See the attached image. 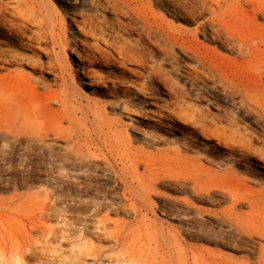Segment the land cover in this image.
Here are the masks:
<instances>
[{
	"label": "bare ground",
	"instance_id": "obj_1",
	"mask_svg": "<svg viewBox=\"0 0 264 264\" xmlns=\"http://www.w3.org/2000/svg\"><path fill=\"white\" fill-rule=\"evenodd\" d=\"M72 1L78 7L71 11L60 9L68 0L8 1L21 21L36 27L29 30V40L38 45L43 37L48 39L49 46L40 49L48 55L46 60H41L40 54L34 51L30 55L24 53L10 35L6 37L0 29V70L4 71L0 78L13 74L16 79L11 91L0 86V165L5 166L4 170L10 175L4 178L26 180L22 173L24 164L19 162L23 153L13 157L10 139L21 141L23 137L33 136L35 131L68 134V154L78 166L70 172L59 171V166H56L57 169L50 168L48 175L53 176L52 170H57L58 178L71 186L72 191L68 189L67 197L61 200L53 197L48 201L50 197L44 191L38 212L29 220L28 226L12 228L0 224V264H28L29 255L34 254L32 252L36 248V233L46 229L48 236L52 220L58 219L56 211H65L66 208L69 214L82 211L84 216H88L76 215L58 220L65 227L60 232H68L72 245L78 241L77 238L82 239L80 248L84 249V254L94 249L92 239H105L111 243V248L117 249V258L128 264H247L244 258L222 259L202 253L196 245L176 233L173 227H164L163 221L160 223L154 217L151 195L159 194L155 187L158 176H145L144 172L137 171L140 154L128 136L130 124L106 111L107 107L125 102L135 92L129 85L120 90L118 79L111 77L109 54L99 43L104 42L106 47L113 44L116 48L117 45L118 57L126 59L134 44L126 46L127 50L122 42L117 44L116 40H110L106 43L108 37H103V31L95 21L98 17L92 13L104 8L117 21L120 13L131 20V7L121 0ZM132 1L143 14L135 34L142 36L146 48L154 45L159 53L174 47L187 49L196 64L206 68L223 90L238 95L242 101L250 103L248 105H254L264 117V0H198V6L190 8L188 13L192 18L202 12L207 14L205 21L209 22L210 31L206 32L201 23L207 43L196 39L199 25L190 30L181 22L176 25L156 21L151 15L153 5L149 0ZM176 18L182 22L186 19L180 12ZM207 44H213V48L233 56L216 54L220 56L216 57L206 50L210 48ZM70 51L76 57L75 61L68 59ZM224 62L245 74L248 82L230 79L221 66ZM24 65L39 76H24L19 69ZM50 72L54 73V78L52 82H47L42 74ZM81 86H86V91ZM147 90L144 86V101L148 98ZM100 96L106 99H100ZM122 108L129 112L128 108ZM144 110L142 115L147 120V129L133 127L132 130L148 135L149 140L154 142H165L164 134H152L148 129L150 120L166 126L169 114ZM236 130L238 135H242L239 129ZM178 146H173L176 153H180ZM92 147L104 151L102 158L120 185V191L111 194L93 186L91 195L86 192L85 167L89 160L99 159ZM193 160L195 162L197 158L193 157ZM13 162H19V165L13 167ZM190 163L193 169L187 179H190V188L197 191L200 177L195 173V164ZM164 198L167 206L161 209V214L179 219L186 234L199 235L213 222L219 228L231 227L242 237L249 236V223L241 213L223 211L219 216L205 213L203 215L208 219H199L201 210L188 197ZM118 214L125 217H118ZM87 235L90 239H86ZM257 235V263L264 264V233L261 231ZM70 264H79L76 254L72 255Z\"/></svg>",
	"mask_w": 264,
	"mask_h": 264
},
{
	"label": "rangeland",
	"instance_id": "obj_2",
	"mask_svg": "<svg viewBox=\"0 0 264 264\" xmlns=\"http://www.w3.org/2000/svg\"><path fill=\"white\" fill-rule=\"evenodd\" d=\"M8 1L0 0V29L6 37L10 35L11 40L15 41L24 53L30 55L34 51L40 54L41 60H46L48 55L42 53L40 49L49 46L48 39L43 37L38 45L29 40V30H34L36 27L21 21ZM121 1L131 7V11L129 10L131 20L120 13L117 21L114 15L104 8L97 12L91 11L98 17L95 21L103 31V37H108L106 43L116 40L117 44L122 42L123 48L127 50L126 46L134 44L130 47L132 49L131 51L129 49V56L126 59L118 57L117 45L115 48L113 44L106 47L104 42L99 43L100 47L109 54L111 77L118 79L116 80L120 90L129 85L135 92L125 102L107 107L106 111L130 124L128 136L133 141V145L138 147L140 154L137 171L144 172L145 176L152 174L158 176L155 187L159 194L151 195L154 217L160 223L163 221L164 227H173L176 233L196 245L204 254L210 253L231 260L244 258L247 264H258L257 234L261 231L264 233L263 115L254 105H248L250 103L242 101L238 95L223 90L206 68L196 64L193 55L187 49L174 47L165 53H159L154 45H148L146 48L142 36L135 34L138 31V20L143 17L142 12L135 6V1ZM149 1L153 5L151 15L154 20L159 22L163 20L166 24L171 22L176 25L181 22L190 30L199 25L196 39L207 43L201 26L203 23L204 30L210 31L209 22L205 21L207 14L202 12L200 16L192 18L188 13L190 8L198 6V0ZM77 7L78 5L72 0H68L60 6V9L71 11ZM179 12L186 18L183 22L176 18ZM207 45H210V48L206 49L210 54L233 56L229 52L213 48V44ZM67 57L70 61L76 59L71 51L68 52ZM216 57L220 56L216 55ZM221 66L230 79L248 82L245 74L232 66L225 62ZM19 69L24 76H39L26 65ZM1 73L4 71L0 70V75ZM42 76L47 82H52L54 73L50 72ZM15 83L13 74L0 78V86L7 91L14 89ZM144 86L148 89L146 101L143 99ZM81 89L86 91L87 88L81 86ZM99 98L106 99L103 96ZM123 106L128 108L129 112L123 111ZM146 108L154 113L169 114L170 119L166 121V126L150 120L148 129L152 134H164L165 142H154L149 140L148 135L135 133L132 130L133 127L147 129L145 123L147 120L143 119L142 115ZM236 129H239L242 135H238ZM34 134L23 137L21 141L10 139L13 157L23 153L19 162L24 164L22 173L25 175V181L6 180L4 176L8 173L4 170L5 166L0 165V224L12 228L29 225V220L38 212L42 192L48 193L50 197L48 201H50L53 197L61 200L67 197L68 189L72 191L70 185L58 178L57 170H52L53 176L48 175L50 168L57 169L56 166H59V171L70 172L78 167L77 161L68 154L67 149L70 144L68 134L52 135L45 131H35ZM175 145H179L180 153L173 150ZM162 149L165 151L161 152ZM91 150L94 148L92 147ZM94 151L99 159L89 160L85 167L86 184L90 188L89 190L87 187L86 192L91 195L95 187H101L103 191L111 194L120 191V185L110 173L106 160L102 158L104 151L99 148ZM193 157L197 158L195 162ZM188 160L194 162L197 169L195 173L200 177L197 191L190 188V179H187V175L190 177L193 169ZM18 163L13 162V167L18 166ZM53 191L57 193L54 194ZM164 197H188L200 208L199 219H208L203 215L205 213L218 216L223 211L241 213L249 223V236L242 237L231 227L219 228L213 222L199 235L186 234L180 226L179 219L161 214V209L167 206ZM69 213L67 208L65 211H56L58 219L52 220L51 233L48 236L46 229L36 233L34 237L36 248L32 252L34 254L29 255L28 264H70L73 254L77 255L79 264H128L117 258V249L111 248L108 240L92 239L94 249L88 250L86 254L84 249L80 248L82 239L77 238L78 241L72 245L68 232H60L64 226L62 227L58 220L83 217L84 213L82 211ZM84 217L88 218L87 214ZM118 217L125 216L118 214ZM88 238L90 239V235L86 236V239Z\"/></svg>",
	"mask_w": 264,
	"mask_h": 264
}]
</instances>
